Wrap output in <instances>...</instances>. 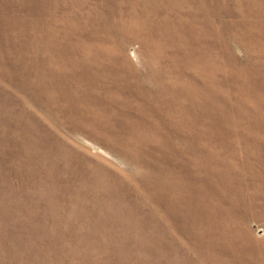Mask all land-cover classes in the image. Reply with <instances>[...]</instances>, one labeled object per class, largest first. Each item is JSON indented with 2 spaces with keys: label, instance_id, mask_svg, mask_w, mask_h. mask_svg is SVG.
<instances>
[{
  "label": "rangeland",
  "instance_id": "374dc122",
  "mask_svg": "<svg viewBox=\"0 0 264 264\" xmlns=\"http://www.w3.org/2000/svg\"><path fill=\"white\" fill-rule=\"evenodd\" d=\"M260 0H0V264H264Z\"/></svg>",
  "mask_w": 264,
  "mask_h": 264
},
{
  "label": "bare ground",
  "instance_id": "6f19581e",
  "mask_svg": "<svg viewBox=\"0 0 264 264\" xmlns=\"http://www.w3.org/2000/svg\"><path fill=\"white\" fill-rule=\"evenodd\" d=\"M260 2L264 4V0H260ZM252 36L254 37L255 42H259V37L264 38V34H261V31L259 32V34H253Z\"/></svg>",
  "mask_w": 264,
  "mask_h": 264
}]
</instances>
